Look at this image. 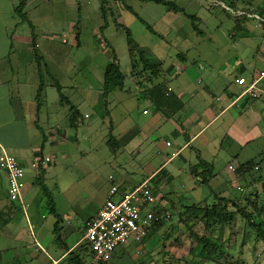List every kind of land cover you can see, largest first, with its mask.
Here are the masks:
<instances>
[{"label":"crops","instance_id":"obj_1","mask_svg":"<svg viewBox=\"0 0 264 264\" xmlns=\"http://www.w3.org/2000/svg\"><path fill=\"white\" fill-rule=\"evenodd\" d=\"M18 1L0 0V155L3 151L13 155L24 168V188L21 201L9 200L6 173L0 169V264H71V252L85 263L97 264L83 238L84 226L98 213L112 185L117 186L119 195L146 183L156 195L158 206L164 196L173 201L187 200L186 192H194L200 184L193 167L206 161L211 166L208 186L214 193L229 197L235 180L228 165L237 168L249 160L259 162L248 158L256 148H246L264 140V22L230 13L236 17V30L243 31L249 19L254 28L261 30L252 57L243 50L235 51L231 56L235 61L217 63L205 49L190 50L186 45L185 51L180 50L178 57L166 64L163 55L152 52L156 61L162 62L158 74L142 82L129 78L123 88L112 90L104 98L99 92L98 109L99 105L104 108L100 118L92 119V112L82 107L83 98L76 104L65 96L64 103L68 106L71 102L79 112L72 125L69 111L58 103L59 92L57 98H52L46 90L48 85L62 86L55 78L56 69L69 75V51L39 44L56 36L52 25L58 24L62 29L70 25L75 44H79L81 31L75 30L73 20L69 21L70 2L26 0V18L21 19L15 12ZM181 2L187 4L189 0ZM217 2L213 5L222 1ZM259 9L249 11L264 21V5ZM230 10L225 9L227 13ZM64 33L63 29L61 35ZM187 38L176 39L185 42ZM140 49L146 54L143 47ZM110 56L104 68L114 59L120 68L114 50ZM43 73L53 82L44 83ZM239 78H244L243 84L237 82ZM158 84L165 90L166 96L162 97H169L164 107L150 92ZM98 111L100 114L101 108ZM104 143L113 154L104 163L108 161L113 171L91 181L87 201L76 209L82 217L75 225L72 210L80 192L65 169L75 153H87L83 145L98 147ZM167 148L170 151L164 153ZM35 156H48L50 161L33 170L30 162ZM84 165L91 167L93 163L86 160ZM41 176L45 190L38 184ZM55 189L63 197L60 202L52 195ZM63 199L71 202V211L62 209ZM43 203L52 218L33 208ZM121 258V262L126 261Z\"/></svg>","mask_w":264,"mask_h":264},{"label":"rangeland","instance_id":"obj_2","mask_svg":"<svg viewBox=\"0 0 264 264\" xmlns=\"http://www.w3.org/2000/svg\"><path fill=\"white\" fill-rule=\"evenodd\" d=\"M168 1L174 2L178 7V11L153 1L69 0L71 5L68 10L69 21L73 20L76 24L75 30L80 29L81 31L78 40L79 44H75L74 33L70 31V25L63 28L66 33L62 35L66 36L67 43H62L63 36L61 33L63 29L59 24L52 25L54 26L52 27L54 28L52 32L56 34V36H52V40H40L39 42L42 48L52 47L57 50L69 51V75L65 76L63 69H56L55 71V78L62 86L56 87V89L54 86L48 85L53 80L43 73L44 83L48 85L46 90L49 96L57 98L56 92L60 91L63 96H67L69 100H73L76 104H79V101L83 98L85 103L82 107L92 112V119L100 118L102 113H104V108L99 105L101 108L99 114L98 110L100 108L98 109L97 96L103 89L104 65L110 60V52L112 50L119 58L121 71L124 74L127 73L133 76L126 77L127 83L130 82V79H138L142 82L146 78H150V72L143 71L141 62L134 71L136 73H131L125 29H128L138 45L146 50L147 56L156 61V56L152 52L160 53L165 57L166 64L176 59L180 50L185 51L187 48L194 50V47L205 49L203 51L209 53L212 57L209 56L217 63H221L223 60L235 61V58L231 57L235 51L243 50L249 57L256 54L260 43L257 36L261 30L253 27L251 19L245 21V29L243 31H238L235 28L234 18L236 17H231L221 5H213L218 3L217 1L219 0H189L187 4L186 2H181V0ZM247 2L238 0V7L259 10L264 5V0H249ZM131 10L150 25L153 32L149 31L136 15L130 12ZM188 15L197 17L193 23L197 26L198 31L193 29ZM232 33L236 35L231 37ZM184 36L188 37L185 42H180L176 39ZM198 42L200 47H198ZM186 45L189 46L185 48L184 46ZM41 71L44 72L43 67H41ZM85 92L86 94H82ZM64 99H58V103L59 105L63 104L67 112L69 110L67 104L63 101ZM141 107L144 106L142 105ZM258 143V145H250L246 148H256L254 152L248 155V158H254V160L261 162L259 169L254 168V171H257L256 175L260 174V172L264 174V154H261V149H264V140L261 139ZM71 146V143H69V147ZM83 147L87 149V153L83 155L75 153L72 159H69L68 167L65 169L69 180L75 182L74 187L80 192V198L74 202L72 210V215L76 217L74 220L75 225L79 223L82 217V214L76 209L81 208V204L87 201L88 194L92 189L91 181L97 175L107 177L113 171L108 163L113 154L109 152L106 143L103 145L99 144L98 147L88 144L83 145ZM163 151L166 153L165 151H170V149L167 148ZM106 159L108 161L104 163ZM239 159L241 158L239 157ZM86 160L91 161L93 165L85 167L84 163ZM98 169H100L99 172ZM60 170L63 171V168ZM232 174L233 178H237V173L232 172ZM248 181L249 179L237 178L231 190L232 194L229 197H225L228 200H237L241 205H245L246 209L253 210V198L250 197V194L253 196L256 191L260 192L261 184L258 182L254 185H249ZM238 185L240 187H237ZM210 194L208 185L199 184V187L194 192H186L187 200L182 198L175 200L176 207L173 209L171 208V197L164 196L161 199L163 200L161 203L163 205L162 209L166 212H163L160 216L167 218V220L155 231L150 232V236L145 237V234L135 242H132L131 239L128 245L122 246L117 251L119 258H115L116 260L114 259L111 264H187V262L192 260H197L201 264H264L263 244L257 241L254 232L246 226L243 219L238 215L231 228L222 229H219L216 225L206 227L200 217L191 218L192 222L195 221L192 224L194 232L222 238L225 245L229 246V260L223 261L222 258L216 257L219 261L209 263L191 252V248H193L195 243L189 237L186 226L178 219V210L182 208L181 203L184 202L203 203L206 200L210 203L213 200ZM52 195H55L57 201L60 202L61 194L58 193L57 189L52 190ZM70 205V201L67 203L63 199V205L61 206L63 210L68 208L71 211ZM33 208L39 213H43L46 217L52 218L45 203ZM121 257L126 258V261L121 262Z\"/></svg>","mask_w":264,"mask_h":264},{"label":"trees","instance_id":"obj_3","mask_svg":"<svg viewBox=\"0 0 264 264\" xmlns=\"http://www.w3.org/2000/svg\"><path fill=\"white\" fill-rule=\"evenodd\" d=\"M143 1H153L158 4L165 5L169 9L178 11V7L175 5V3L168 0H143ZM220 1L225 3L232 10H243L244 12L247 13L250 12L249 9L239 8L238 0H220ZM25 2L26 0H19L15 7V12L18 15V17L21 19L26 18L25 13L23 12ZM261 10L262 9L259 10L256 9V11H261ZM130 12L134 13V11L132 10ZM228 13L230 14L231 12L228 11ZM134 14L149 31L153 32V29L151 28L150 25L145 23L144 20L136 13ZM188 17L191 19L193 29L195 31H198L197 26L193 23L194 20L197 19V17L195 15H188ZM237 17L248 19L246 14L237 15ZM125 34H126V42L128 47V54L130 57L131 73L134 74L136 73L134 71L140 65L141 62L143 64L142 66L143 71L150 72L151 76H156L160 71L162 62L152 60L150 57H148L144 53V51L140 49L138 43L134 40L128 29H125ZM125 78L126 75L120 70L119 65L118 63H116L115 59L109 61L106 64L103 72V89L101 92L102 98L106 97L108 93H110V91L114 89L123 88ZM40 88H42L41 85L37 90V94H36L37 99L40 97V91H41ZM150 90H151L150 92H153L157 96V101L161 103V106L164 107L165 105H167L168 102L167 100H169V97L168 98L162 97V96H166L162 84L154 85L151 87ZM58 92H59V99L65 98V96H63V94L60 91ZM68 110L70 114V123L73 125L74 120L77 119L79 116V112L71 102H69ZM259 164H261V162H255L253 160H249L243 163H239L237 168L235 167V173H237V178H241L244 180L249 179L248 181L249 185H254L255 183L258 182L261 184L260 192L256 191L253 194V196H251L252 194H250V197L253 198L252 199L253 210H248L246 209L245 205H241L239 201L233 199L228 200L225 196H220L214 193L211 189H210V193H211L210 195L212 196L213 200L210 203H208L206 200L203 201V203L201 202L181 203L182 208L178 210L179 213L178 219L181 221V223H183L184 226H186L189 237L195 243L193 248H191V252L193 254L204 259V261L209 263H214L216 261H219V259H217L216 257L222 258L223 261H227L230 259L229 246L225 245L222 238H216L215 236L206 233L199 234L192 230V224L195 223V221L194 222L191 221L192 217H200L204 221L206 227H210L211 225H216L218 226L219 229H222V228H231L234 225L236 217L238 215L243 219L246 226L249 227V229H251L254 232L257 241L262 243L264 246V174L260 172V174L256 175L257 171L256 172L254 171L255 167L256 169H259ZM193 170L195 174L200 176V185H208V181L211 177L210 164L207 163L206 161H199L193 167ZM237 178H233V179L237 180ZM38 184L40 185L42 190H45L46 187L42 181V176L39 178ZM161 201H159V206L157 205V203L152 205V209L159 216V219L152 223L150 228L147 230L145 237L150 236L151 235L150 232L155 231L156 228L161 226L163 222L167 220V218L165 219V217L164 218L160 217V215L163 212H166L165 210L162 209ZM175 207L176 205L172 200L171 208L173 209ZM51 209L53 210V207ZM193 219L195 220V218ZM1 228H2V224L0 223V230ZM135 241L136 239L132 240V242ZM69 257L71 264H88L83 262V260L78 256V254H76V252L69 253ZM0 262H1V255H0ZM98 264H111V261L99 262ZM187 264H201V263H199L197 260H192L187 262Z\"/></svg>","mask_w":264,"mask_h":264},{"label":"built area","instance_id":"obj_4","mask_svg":"<svg viewBox=\"0 0 264 264\" xmlns=\"http://www.w3.org/2000/svg\"><path fill=\"white\" fill-rule=\"evenodd\" d=\"M219 4L224 9L230 10L224 3ZM230 11L233 15L246 14L264 22L263 18L257 14L232 9ZM65 37L63 35V42L66 41ZM237 82L243 84L244 78H239ZM169 92L170 88L166 90V94ZM166 144L170 145L169 142ZM49 161L48 156H35L30 162V167L38 170L41 165ZM0 169L6 173L8 199L21 201L24 188V168L13 155L3 151L0 155ZM228 170L235 172V167L229 164ZM118 193L117 186L112 185L98 213L84 226L83 238L96 263L112 261L122 246L131 239L138 240L144 236L152 223L159 219L152 209V205L157 203V198L148 184L143 183L119 195Z\"/></svg>","mask_w":264,"mask_h":264}]
</instances>
